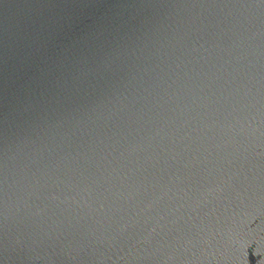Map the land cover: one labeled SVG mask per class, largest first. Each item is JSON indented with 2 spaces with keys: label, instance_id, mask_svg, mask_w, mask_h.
Listing matches in <instances>:
<instances>
[{
  "label": "water",
  "instance_id": "obj_1",
  "mask_svg": "<svg viewBox=\"0 0 264 264\" xmlns=\"http://www.w3.org/2000/svg\"><path fill=\"white\" fill-rule=\"evenodd\" d=\"M0 264H264V0H0Z\"/></svg>",
  "mask_w": 264,
  "mask_h": 264
}]
</instances>
